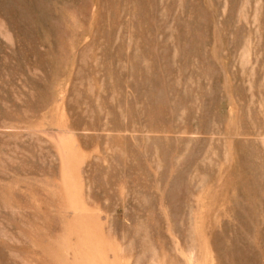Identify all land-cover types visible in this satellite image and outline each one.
Wrapping results in <instances>:
<instances>
[{
	"label": "rangeland",
	"instance_id": "1",
	"mask_svg": "<svg viewBox=\"0 0 264 264\" xmlns=\"http://www.w3.org/2000/svg\"><path fill=\"white\" fill-rule=\"evenodd\" d=\"M0 264H264V0H0Z\"/></svg>",
	"mask_w": 264,
	"mask_h": 264
}]
</instances>
